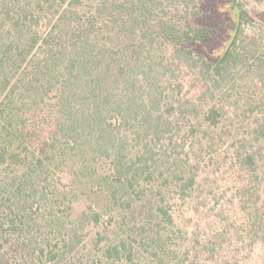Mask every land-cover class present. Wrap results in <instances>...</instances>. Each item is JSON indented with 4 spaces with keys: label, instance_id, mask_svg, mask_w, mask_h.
I'll list each match as a JSON object with an SVG mask.
<instances>
[{
    "label": "trees",
    "instance_id": "1",
    "mask_svg": "<svg viewBox=\"0 0 264 264\" xmlns=\"http://www.w3.org/2000/svg\"><path fill=\"white\" fill-rule=\"evenodd\" d=\"M263 41L264 0H0V264H29L32 255L87 264L66 257L71 250L58 254L51 238L56 232L71 247L73 230L59 227L57 212L73 186L89 193L82 214L93 224L143 216L144 242L132 245L128 233L89 264H140L144 253L153 264H186L168 199L189 196L197 173L173 161L177 171L161 172L171 187L150 177L155 143L172 126L190 140L187 159L197 146L215 148L244 175L238 203H250L262 228L264 104L246 110L247 122L235 119L216 84L245 64L264 77ZM154 51L170 67L194 62L193 76L206 73L210 85L204 80L184 99L186 81L151 63ZM37 212L45 223L37 224ZM41 226L47 231L37 241L30 231Z\"/></svg>",
    "mask_w": 264,
    "mask_h": 264
},
{
    "label": "rangeland",
    "instance_id": "2",
    "mask_svg": "<svg viewBox=\"0 0 264 264\" xmlns=\"http://www.w3.org/2000/svg\"><path fill=\"white\" fill-rule=\"evenodd\" d=\"M157 46L159 47V44ZM150 55L151 63L169 65L170 59L161 52L154 51ZM171 66L169 65L170 70L167 75L186 81L180 89L181 95L186 100H189L190 95L203 85L204 80L210 85L206 73L203 79L193 76L196 65L192 61L186 60L179 64L175 62ZM216 92L217 98L221 100L220 103L237 110L234 112L235 119L239 118L247 122L250 114L246 110L250 111L264 104V77L255 73L248 64L230 68L224 74L223 79L217 82ZM183 133V131L176 132L175 127L172 126L167 135L155 143L153 153L157 160L153 166V175L150 176L151 182L171 187V176L168 173L173 170L177 171L173 161L181 163L184 170L189 172L191 169L197 173L194 186L190 191L188 190L189 196L180 199L171 192L168 199L173 209L179 213V222L183 227L180 240L186 243V248L180 250V260L186 264H264V246L260 239L264 233V226L261 228L250 218V203L244 209L241 208L242 204L238 203L242 197V190H238V187L244 184L242 181L244 175L242 176V173L233 166L226 164L227 156L219 154L215 148H206L202 145L197 146L193 154H190L189 158L194 157L195 159L194 164L196 165H193L184 155V147L189 144L190 140ZM169 166L170 171L165 172L168 175L165 179L161 172ZM61 186L68 185L63 183ZM90 198L87 191L83 188L79 191L75 190V186L66 194L63 212L60 209L57 216L60 218L59 227L63 225L73 230L68 240L72 243V248H64L63 243L65 242L59 238L58 233L54 232L51 238L53 244L56 243L54 249L58 254L71 250L70 253L65 254L66 257H72L74 261L79 259L89 264L93 257L100 258V251L105 243L113 244L114 241L117 242L128 233L130 236L126 239L132 245L139 246V240L144 242V230L138 225L139 221L140 224L143 221V216L140 215L139 219L133 211V214L128 213L124 219L120 216L119 218L113 217L112 225L104 228L93 224L88 214H82L87 211V205L90 202L93 203ZM241 200L243 201V198ZM41 216L40 212L33 215L38 221L37 224L46 222L47 216L45 215L46 218L44 216L43 219ZM46 231L47 229L44 230L41 226L30 232L37 241H41ZM177 235L174 236V241H177L180 234ZM55 237L56 239H53ZM143 255L145 258L140 260V264H153V259L148 260L146 253ZM102 259L103 264H120L114 259L108 261L104 257ZM95 263L100 264L98 261ZM29 264L59 263H57V258L47 261L46 256L36 258L32 255Z\"/></svg>",
    "mask_w": 264,
    "mask_h": 264
}]
</instances>
